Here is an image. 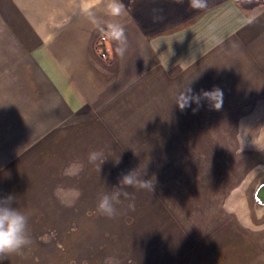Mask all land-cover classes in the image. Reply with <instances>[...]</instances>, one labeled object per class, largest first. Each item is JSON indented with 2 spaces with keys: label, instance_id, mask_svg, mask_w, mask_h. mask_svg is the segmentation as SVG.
I'll return each instance as SVG.
<instances>
[{
  "label": "crops",
  "instance_id": "1",
  "mask_svg": "<svg viewBox=\"0 0 264 264\" xmlns=\"http://www.w3.org/2000/svg\"><path fill=\"white\" fill-rule=\"evenodd\" d=\"M114 3L121 5L119 14ZM140 3L0 0L2 123L18 132H41L37 138L46 140L43 132L99 113L145 76L156 100L149 114H205L208 106L210 114L260 108L264 115V7L248 13L227 0L179 27L146 31L163 26L168 14L143 22ZM109 25L123 27L125 35L114 39ZM102 43L107 55L100 52ZM189 81L191 94L185 89ZM213 88L223 91L220 109L203 99L199 106L192 102V94ZM185 99L187 106L179 107ZM261 137L263 160L264 132ZM231 188L190 185L164 202L163 192L152 190L155 228L139 240L147 250L143 264H264V236L245 216L249 193ZM259 199L264 205V188Z\"/></svg>",
  "mask_w": 264,
  "mask_h": 264
},
{
  "label": "rangeland",
  "instance_id": "2",
  "mask_svg": "<svg viewBox=\"0 0 264 264\" xmlns=\"http://www.w3.org/2000/svg\"><path fill=\"white\" fill-rule=\"evenodd\" d=\"M224 1L208 0L204 10ZM236 2L248 13L264 7V0ZM204 10L191 9L188 0L183 5L141 0L138 13L143 22L168 14L163 26L145 27L151 31L179 27ZM147 79L127 86L123 99H111L99 113L78 116L75 124L62 123L66 129L61 131L43 132L46 140L37 138L41 132H18L0 120V198L15 197L12 206L29 217L27 231L33 241L22 254L0 264H104L107 257L118 264H143L147 250L141 244L155 228L156 196L119 184L130 171L153 179L152 190L163 192L162 202L190 185L232 187L234 193H249L251 200L254 179L264 173L260 108L253 114H210L208 106L205 114H149L156 100ZM92 151L102 152L104 161L90 163ZM117 190V215H101L100 198ZM251 212H245L247 224L264 236V221L253 223Z\"/></svg>",
  "mask_w": 264,
  "mask_h": 264
},
{
  "label": "clouds",
  "instance_id": "3",
  "mask_svg": "<svg viewBox=\"0 0 264 264\" xmlns=\"http://www.w3.org/2000/svg\"><path fill=\"white\" fill-rule=\"evenodd\" d=\"M171 2L173 4L183 5L185 0H171ZM188 6L194 10H204L208 7V0H188ZM113 8L115 9L114 13L119 14L121 5L114 3ZM109 27L111 29V36L114 39L119 40L125 35L123 27L116 25H109ZM185 89L191 94L190 81L185 85ZM191 99L198 106L203 99L208 101L213 108L220 109L223 104V91L219 88L201 90L199 94H192ZM178 106L184 108L187 106V100L185 99ZM88 161L93 164L97 162L100 164L104 161V154L100 151H92L88 154ZM119 184L137 190H148L151 192L154 180L142 179V173H137L135 170L123 174ZM118 195L119 190L112 197L107 194L103 195L97 204V211L108 218L115 217L117 215L116 204L121 203ZM124 195L128 197L130 194L125 192ZM0 200L3 201L0 202V262H3L12 254H22L23 250L30 246L33 241L27 231L29 217L24 212L12 206L15 202V197L10 194L0 198ZM129 207L133 208L134 205L129 204ZM104 264H118V262L113 257H107L105 258Z\"/></svg>",
  "mask_w": 264,
  "mask_h": 264
},
{
  "label": "water",
  "instance_id": "4",
  "mask_svg": "<svg viewBox=\"0 0 264 264\" xmlns=\"http://www.w3.org/2000/svg\"><path fill=\"white\" fill-rule=\"evenodd\" d=\"M100 47H101L100 49L101 54L107 55L108 51L106 49V44L102 43L100 44ZM254 180H255V184L253 185L254 191H252L253 198L249 202L248 208L252 210L251 213L253 215V219L251 218V221L255 224H259L264 221V205L260 204L261 201L259 202L260 194L262 192V189L264 188V173H262L260 176L257 175V177Z\"/></svg>",
  "mask_w": 264,
  "mask_h": 264
},
{
  "label": "trees",
  "instance_id": "5",
  "mask_svg": "<svg viewBox=\"0 0 264 264\" xmlns=\"http://www.w3.org/2000/svg\"><path fill=\"white\" fill-rule=\"evenodd\" d=\"M257 1H259V0H257Z\"/></svg>",
  "mask_w": 264,
  "mask_h": 264
}]
</instances>
